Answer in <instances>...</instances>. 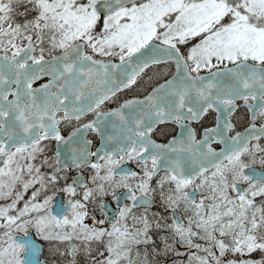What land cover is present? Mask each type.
Instances as JSON below:
<instances>
[{"label": "snow or ice", "instance_id": "6c2138e0", "mask_svg": "<svg viewBox=\"0 0 264 264\" xmlns=\"http://www.w3.org/2000/svg\"><path fill=\"white\" fill-rule=\"evenodd\" d=\"M0 264H264V0H0Z\"/></svg>", "mask_w": 264, "mask_h": 264}]
</instances>
